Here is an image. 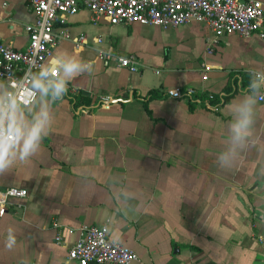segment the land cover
<instances>
[{
  "label": "crops",
  "instance_id": "obj_1",
  "mask_svg": "<svg viewBox=\"0 0 264 264\" xmlns=\"http://www.w3.org/2000/svg\"><path fill=\"white\" fill-rule=\"evenodd\" d=\"M256 1L264 12V0ZM28 4L0 0V42L17 51L29 43L24 26L35 21ZM54 31L88 44L75 50L60 40L52 50L58 81L35 76L34 102L8 120L17 140L0 188L23 189L27 198L11 201L0 217V264H73L67 251L78 230L102 225L137 254L131 264H264V91L250 88L264 69L261 40L223 35L206 54L214 34L205 23L95 25L84 9ZM99 51L114 57L106 62ZM117 57L132 58L137 71L120 67ZM69 60L88 69L66 78ZM204 65L211 67L207 80ZM61 80L68 96H88L90 105L55 100L52 87ZM174 88L195 95L171 99ZM4 95L0 81V113ZM249 95L257 100L254 125L234 165L222 169L217 158L233 147L230 126ZM45 116L40 150L22 160L25 139Z\"/></svg>",
  "mask_w": 264,
  "mask_h": 264
},
{
  "label": "built area",
  "instance_id": "obj_2",
  "mask_svg": "<svg viewBox=\"0 0 264 264\" xmlns=\"http://www.w3.org/2000/svg\"><path fill=\"white\" fill-rule=\"evenodd\" d=\"M28 6L35 15V21L24 26L29 38L27 47L17 51L0 42V81L5 87L0 138L11 146L17 137L8 130L7 123L17 109L27 108L34 102L36 93L31 87L34 77L52 82L59 79L60 65L52 58L53 48L63 39H69L75 50L88 44L84 36L71 37L66 31L56 35L54 31L55 25L64 26L68 18L81 9L90 13L95 25L104 20L110 26L138 24L168 29L205 23L214 34L207 41L206 54H211L223 35L236 34L243 38L256 35L264 46L263 6L256 0H29ZM94 41L101 42L100 38ZM97 55L106 62L114 57L104 51ZM117 61L120 67L133 73L137 71L132 58L117 57ZM210 68L203 66V80H207ZM258 76L264 77V69L254 74L264 91V83L257 79ZM194 95L190 88H174L167 92L171 99H191ZM258 100L263 102V97H258ZM26 198L27 192L23 189L0 188V217L6 214L11 201ZM53 227L57 229L59 224L55 222ZM55 242L62 244L60 235L55 237ZM137 259L134 251L109 238L106 225L81 227L67 251V262L73 264H131Z\"/></svg>",
  "mask_w": 264,
  "mask_h": 264
},
{
  "label": "clouds",
  "instance_id": "obj_3",
  "mask_svg": "<svg viewBox=\"0 0 264 264\" xmlns=\"http://www.w3.org/2000/svg\"><path fill=\"white\" fill-rule=\"evenodd\" d=\"M63 73L66 78H73L76 74L84 72L88 69V66L81 64L76 61L69 60L62 64ZM261 83H264V77H257ZM36 87L42 88L43 86L39 81L35 84ZM260 85L256 81H252L250 88L252 93L255 94L258 91ZM46 91V89H44ZM67 90V80H61L56 83L54 94L57 97L63 96ZM257 100L254 95L247 96L244 101L237 108V115L230 126L231 142L233 147H231L227 152L221 153L217 158V164L220 168H231L237 158V149H240L247 142L250 134V130L254 125V114L255 106ZM47 116H45V121L42 122L38 127L34 128L29 134L28 138L25 139L23 148L21 150V159L28 160L34 156L41 148V141L44 132V128L47 123ZM9 147L5 141L0 138V173L7 171L12 164L9 157ZM15 244V235L9 234L6 246L11 248Z\"/></svg>",
  "mask_w": 264,
  "mask_h": 264
},
{
  "label": "trees",
  "instance_id": "obj_4",
  "mask_svg": "<svg viewBox=\"0 0 264 264\" xmlns=\"http://www.w3.org/2000/svg\"><path fill=\"white\" fill-rule=\"evenodd\" d=\"M55 87H52V95L54 96L56 100V95L54 94ZM62 98H66L69 100V102L73 105L74 108L79 107V106H89L91 101L88 96L85 95H75L74 97L68 96L66 93L63 96H60ZM147 97L152 98L154 97V94L150 92Z\"/></svg>",
  "mask_w": 264,
  "mask_h": 264
}]
</instances>
